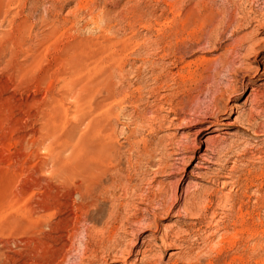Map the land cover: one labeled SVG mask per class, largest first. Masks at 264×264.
Here are the masks:
<instances>
[{
	"label": "rangeland",
	"instance_id": "374dc122",
	"mask_svg": "<svg viewBox=\"0 0 264 264\" xmlns=\"http://www.w3.org/2000/svg\"><path fill=\"white\" fill-rule=\"evenodd\" d=\"M87 1L0 0V264H26L29 244L38 234L32 235L26 225L15 229L11 220L14 216L28 220V206H37V201L48 193L46 183L57 185L48 173L50 156L59 143L77 130L74 115H69L74 114L70 91L85 84L87 76L74 77L68 66L60 63L64 47L74 39L95 43L106 38L120 40L129 33L122 23L110 31L95 28L88 21L84 7L90 2ZM114 1L98 0L97 4L106 5L117 19L120 15L116 11L129 4L148 14L145 18L152 17L148 19L154 20L155 28L145 30L137 25L139 46L128 52L125 72L114 71L112 77L94 74L90 82L93 87L89 85L87 91H95L93 101H103L101 110L94 114L107 123L108 132L113 131L112 139L120 145L122 174L131 176L133 194L128 202L119 201V220L149 217L155 225L127 236L121 248H134L127 261L108 258V264H140V260H134L135 253L145 248L149 259L156 260L154 264H241L240 258H248V264H262L264 199L258 202L256 197L264 198V188L258 189L259 183L264 182V0ZM51 20L56 26L53 29ZM111 90L114 96L105 100ZM107 110L111 112L105 116L103 111ZM80 127L84 130L85 124ZM131 131L135 136H128ZM158 140L164 141L159 147L165 150L160 152L158 147L153 151L155 165L164 153L169 167L156 170L153 164L142 163L130 168L136 162L131 146L137 143L152 147ZM210 141L216 147L210 146ZM201 156L215 163H204L208 167L204 168L198 158ZM44 163L47 169L41 170ZM231 166L236 170L235 186L226 178L209 182L207 176L211 172L225 173ZM59 190L62 192L53 198L66 204V209L62 205L57 212H39L36 217L71 214L70 206L77 196ZM206 195H211L212 202L204 200ZM147 197L162 202L166 210L148 212L145 200L142 202ZM97 200L99 223L86 224L93 229L92 248L112 209L109 202ZM245 211L246 225H240L241 213ZM237 214L240 217L234 220ZM166 231H172L176 246L162 239ZM84 237L79 234L70 243L65 264L76 262ZM100 258H95L96 264H104Z\"/></svg>",
	"mask_w": 264,
	"mask_h": 264
},
{
	"label": "bare ground",
	"instance_id": "6f19581e",
	"mask_svg": "<svg viewBox=\"0 0 264 264\" xmlns=\"http://www.w3.org/2000/svg\"><path fill=\"white\" fill-rule=\"evenodd\" d=\"M97 1L98 0H90L89 3H86L84 5V7L86 6L85 8H87V10H88V15H89V20L88 21H90V23L95 28H99L102 31H110L116 25H119V24L122 23L123 26L126 28V30H128L129 33H128L127 36L123 37L120 40H117V39H114V38H106V39H104L101 42H95V43H92L91 41H88V40L81 41L79 39H74L70 43H67L66 46L64 47V51L62 52V55L60 56V59H59L60 63L64 64V66H68L66 68L69 70V72H70V74L72 76L75 75V76L79 77L80 75H86L87 79H86L85 84L81 85V83H80V86L78 84L79 88L78 89L76 88L77 91H70V95H72L73 101H74V109H73L74 110V114H69V115L70 116L74 115V116H72V118L75 117L74 118L75 119V124H76L75 126H76L77 130L73 131L72 136H69V137L65 138L63 141L61 140L62 141L61 143L58 142L59 145H57L56 149L54 150V153L50 156L51 164H50V170H49L48 173L50 174V177L52 175V177L55 178L54 181L57 183V185L55 184L54 186H52L50 183H48V182L46 183V185H47L46 187L48 189V193L45 192L46 195L44 194V196H42V197L40 196L41 198L39 197L40 198L39 201L36 200L38 202V204L36 203L37 206H34V204H33L32 207L30 205H29L30 207L28 206V209L26 210V213L28 214V216H27L28 220L21 221L19 218H17V216H14L12 218V220H11V226L15 227V229H16V227H20V226H25L26 225V227L30 228V230L32 232V235L37 237V234H38V237L33 241V243L31 245L29 244V247H28V250H27V253H26V260H27L26 264H65L68 261L67 260L68 259V255H69L68 254V250H69L68 248L71 245L70 243L79 234H83L85 237H84V241L82 243V251L80 250L81 253L77 256V260H76V262H74V264H96L95 258H98V257H101L100 259H102V262H104V264H108L109 263L107 261L108 258L111 259L112 261H119V260L120 261H127L128 258H130V256L134 252V248H132V247H128L126 249L121 248L122 245L124 244V242L127 241V239H126L127 236L129 234L133 233L134 230L144 231V230H148V228H151V227H153L155 225V221L154 220H150L149 217H146V218H144V217L135 218L134 216H131L130 218L126 217L125 221H123V222L121 220H119V218H118V209H117L119 201L121 199H123L125 202H128L129 195L133 194V185L131 184V176L128 173L125 174V175L122 174V169L120 168V145L113 141L112 136H111L112 135L111 133H113V131L112 132H108L107 129H106L107 123L105 121H102L101 118H96V116L94 114L98 110H101V106L104 105L103 101H93V95H94L95 91H87L89 89V85H90V82L92 81L91 79L93 78L92 76L94 74H99V75L108 77V76L114 75V71L115 72H123L124 71L125 64L128 65L127 64V62H128V56H127L128 52L130 50L133 51L134 49L138 48V46H139V41H138V37H137L138 35H136L135 27L137 25H139V26L142 27L141 29L144 28L145 30H150V29H152L154 27V23H152L154 20H152V22H151L149 19L152 18V17L149 16L150 17V18L148 17L149 19L145 18L146 15H148V14H145L144 12H141L140 10H138L137 8H134L133 6L129 7V4H127L128 6H125V4H123V6L121 5L122 8L120 10L116 11L117 14L120 15V18L117 19L114 16L113 17L111 16L113 12H112V10L110 8L106 7V5H103V4L99 7V5L97 4ZM58 2H59V0H58ZM119 2H118V4H119ZM79 3H80V0H79ZM52 6H54V5H52ZM137 6H139V5H137ZM117 9H119V8H117ZM50 10H52V9H50ZM85 10L86 9H84V11ZM88 15H86V16H88ZM45 16H47V15H45ZM75 16H76V14H75ZM153 19H155V18H153ZM43 23H44V21H43ZM54 24L55 23H53V21L51 20V23L49 25H53L51 27L52 29L54 27H56V26H54ZM155 24H157V23H155ZM21 26H23V25L21 24ZM17 32H15V33L17 34ZM47 32H49V31H47ZM58 33H59V31H58ZM13 39H15V38H13ZM33 56L35 57V55H33ZM132 59H133V57H132ZM31 61H32V59H31ZM16 67H18V66H16ZM19 69H20V66H19ZM120 74L122 75V73H119V75ZM63 80H65V79H63ZM69 80H71V79H69ZM112 80H113V78H112ZM81 81H83V80H81ZM100 81H99V83H100ZM78 82H79V80H78ZM94 83H96V82H94ZM90 87H93L92 84L90 85ZM83 90H85V91H83ZM119 95H122V93L119 94ZM124 95L126 96L125 93H124ZM112 96H114V92L112 90L108 91L107 92V97L105 98V100L106 99H110ZM128 98H130V97H128ZM119 102H120V100H119ZM65 105H67V104H65ZM108 108L110 109V107H108ZM59 109H61V108H59ZM112 111H114V110H112ZM110 112L111 111H109V110H107L106 112L103 111V114L105 113L104 115L108 116V114L110 115ZM72 113H73V111H72ZM100 117H101V115H100ZM204 121L207 122L208 120H204ZM208 122H210V121H208ZM83 124H85V129L84 130H83L82 127H80ZM51 126H53V125H51ZM209 126H211V125H208L207 127H209ZM79 127H80V129L82 128L83 131L80 130ZM111 130H112V128H111ZM132 132L133 131H131L128 136H133V135L135 136V132H134V134ZM43 135H45V133ZM33 136H32V138H33ZM128 136H127V139H128ZM36 138H37V136H36ZM132 138H134V137H132ZM162 141L158 140L157 144L155 143L156 145L152 146V147L149 146V145H146V144L145 145L143 144V146H138L137 143H135L134 146H131L132 147L131 153L136 156V159H135L136 162L133 165L130 164V168H135V167L137 168V166L139 164H142V163H143V165H147V166H151L153 164L154 167L156 166V170H163V169L165 170V168H168L170 163L168 164L167 158H166L164 153H162L160 155L159 159L157 158L158 159L157 165H155V162L153 160V158H154L153 155L154 154H152V153H153V151L155 149H157L159 146L162 145L161 144ZM208 143H209L210 146H215L214 145L215 144L214 141H210ZM230 143H232V142H230ZM165 144H166V142L163 144L164 147L167 146V145L165 146ZM181 146H182L183 149L186 148V145L182 144ZM232 146H234V145H232ZM229 148H230V146H229ZM36 149H38V148H36ZM211 149H212V147L210 148V150ZM160 150H161V148H160ZM164 150H161L160 152H162ZM175 153H176V151H175ZM177 154H178V152H177ZM169 156H170V154H169ZM204 157L205 156L198 157L202 161L201 165L204 168H208L207 166L204 165V163H209V164H214L215 163L214 161H212V159L209 158V160H207ZM129 158H130V156H129ZM178 158H180V157H178ZM46 166H48L47 163L41 164V170H42V168L43 169L46 168ZM234 166H235V164H234ZM232 167L233 166H231L228 169V171L225 172V173H220V172L219 173L218 172L215 173V171L211 172L214 169H210L211 170L210 172L212 174L207 176L209 182L211 181L212 183H215V181L218 180V178H223V179L226 178V179H228L230 181V184L232 185V187H233V185L235 186L236 185V181L233 180V172H234L235 169H233ZM222 169L227 170L226 167H223ZM41 179H43V178L41 177ZM222 184H224V182H222ZM60 188L62 190L65 189L69 193L72 192L73 194H75L77 196V198H76L77 200L72 201V205L70 204L71 205L70 206L71 214L70 215H65L64 217H62V216L55 217V215H54V218H51L49 216H47L49 218L36 217L35 214H37V213L39 214V212L40 213L44 212V211L49 212V210H52V209H56V212H57L58 211L57 208L62 206V205H64L63 208L66 209V204L59 203L60 201H58L56 199L57 197L55 199L53 198L54 196L59 195L58 192L60 191L59 190ZM262 188H264V182L263 181H261L259 183V185H258V189L261 190ZM117 189L119 190V193L117 192ZM60 192H62V191H60ZM50 193H52L53 195H51ZM68 196H69V194H68ZM229 196H231V195H229ZM45 198H47V200H45ZM98 198H100L101 201L109 202V206H111L112 209L108 213V217H109L108 218V222L107 223H103L104 226H102L101 230L99 231V240L96 242L95 247L92 248L91 241H92V238L94 236L93 229L91 228V226H88L86 224H87V222H91V221H93L94 224L95 223H99V220H98L99 205H98V200H97ZM190 198H191V196H190ZM193 198H195V197H193ZM49 199H52V200L54 199L53 201H51V202H54V203L49 202ZM197 199H199V198H197ZM263 199H264L263 195H257V197H256V200L258 202L262 201ZM55 200H57L58 202L55 201ZM144 200H145V203H146V210L148 212L149 211L166 210V207H165V205L162 202L157 203L156 201H154V199H149L148 197L145 198V199H142V202ZM191 200H194V199H191ZM204 200H206L207 203L209 201H211V195H208L206 197V199H204ZM193 202H195V201H192V204H193ZM197 203H199V202H197ZM205 205H207V204H205ZM231 206H233V205H231ZM182 208L184 209L183 206H182ZM179 210H181V209H179ZM236 210H237V213H238V209H236ZM175 212L177 214H179L178 210H176ZM200 212H201V210H200ZM55 214H57V213H55ZM246 214H248V213H246V211H245V213H241V217H240V215L237 214V217L234 216V218H235L234 220H236V218H238V216H239L241 218L240 219L241 220V224L240 225H246L245 224ZM235 215H236V213H235ZM25 218L26 217H24V219ZM235 223H233V225ZM261 225H262V223H261ZM250 226H252V225H249V227ZM3 227H5V226H3ZM43 228H45L47 231L44 232L45 230ZM254 229L256 230V228H254ZM249 230H252V229H249ZM255 230H252V231H255ZM243 232H244V230H243ZM249 233H248V235H249ZM250 234H252V233H250ZM174 235L177 236L176 232H175ZM253 236H254V234H253ZM35 237H31V238H35ZM135 237L136 236H134V238ZM172 237H173L172 231L170 233L168 231H166L164 233V235L162 236V239H164V240L167 239L168 240L167 241L168 245L176 246L177 244L175 243V241H174V239ZM244 237H246V236H244ZM171 238L173 240H170ZM176 238H178V236ZM253 239H254V237H253ZM255 240H256V238H255ZM161 241H163V240H161ZM179 241L180 240H178V242ZM5 242L6 241H4V243ZM130 245H132V242H130ZM99 253H101L102 255L99 256ZM172 253H174V252H172ZM135 254H136V257H135L134 260H140V264H154L153 262L156 263V260H154L152 258L149 259V256H148L149 252H148V250L146 248L143 249V250H137ZM241 256H243V253H242ZM239 257H238V259H239ZM238 259H237L236 262H238ZM242 259L243 258H240V260H239L241 264H248L249 263L248 260H247L248 258L247 259L244 258V260H242ZM110 263H111V261H110Z\"/></svg>",
	"mask_w": 264,
	"mask_h": 264
}]
</instances>
